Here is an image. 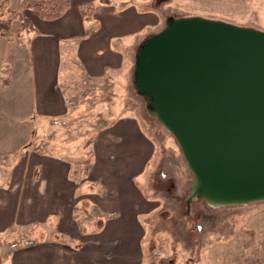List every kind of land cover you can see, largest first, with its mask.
<instances>
[{
	"label": "crops",
	"instance_id": "obj_1",
	"mask_svg": "<svg viewBox=\"0 0 264 264\" xmlns=\"http://www.w3.org/2000/svg\"><path fill=\"white\" fill-rule=\"evenodd\" d=\"M153 1L70 0L63 15L43 19L21 9V0H9V10L21 11L32 28L18 38L19 17L10 36L0 34V114L21 125L22 137L18 150L1 152L11 157L3 177L11 187L0 186V264H144L156 200L141 186L156 145L135 113L96 130L88 162L23 149L35 124L72 116L68 92L75 70L81 82L113 77L117 88H129L138 49L163 20ZM90 2L87 19L82 9ZM16 227L48 234L22 237Z\"/></svg>",
	"mask_w": 264,
	"mask_h": 264
},
{
	"label": "water",
	"instance_id": "obj_2",
	"mask_svg": "<svg viewBox=\"0 0 264 264\" xmlns=\"http://www.w3.org/2000/svg\"><path fill=\"white\" fill-rule=\"evenodd\" d=\"M134 85L193 173L188 205L264 200V30L169 16L140 45Z\"/></svg>",
	"mask_w": 264,
	"mask_h": 264
},
{
	"label": "rangeland",
	"instance_id": "obj_3",
	"mask_svg": "<svg viewBox=\"0 0 264 264\" xmlns=\"http://www.w3.org/2000/svg\"><path fill=\"white\" fill-rule=\"evenodd\" d=\"M152 4L162 10L160 29L169 16L201 15L264 30V0H154ZM131 52L133 60L136 50ZM134 67L135 61L126 90L117 88L113 77L81 82L75 70L68 92L72 116L64 123L35 124L23 151L40 149L88 162L96 130L119 114L135 113L156 145L141 186L156 200L147 219L144 264H264V200L216 206L195 198L188 205L193 173L174 135L149 112L147 98L137 92ZM20 129L0 114V186L11 162L1 152L20 148ZM15 231L22 237L48 234L46 228L16 227Z\"/></svg>",
	"mask_w": 264,
	"mask_h": 264
},
{
	"label": "trees",
	"instance_id": "obj_4",
	"mask_svg": "<svg viewBox=\"0 0 264 264\" xmlns=\"http://www.w3.org/2000/svg\"><path fill=\"white\" fill-rule=\"evenodd\" d=\"M70 6V0H21V9H31L43 19H55L64 14ZM94 4L92 2L83 6L82 12L85 18H91ZM21 18L22 27L18 32V38H22L21 32L27 28H32L28 19L23 17L21 11H10L9 0H1L0 3V34L2 36L11 35L12 21ZM6 83V81H5ZM201 198V197H199ZM202 199V198H201Z\"/></svg>",
	"mask_w": 264,
	"mask_h": 264
}]
</instances>
